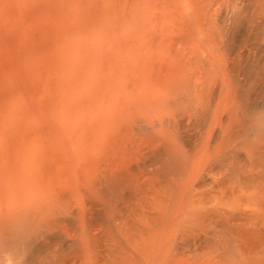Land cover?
I'll return each mask as SVG.
<instances>
[{"label":"bare ground","instance_id":"6f19581e","mask_svg":"<svg viewBox=\"0 0 264 264\" xmlns=\"http://www.w3.org/2000/svg\"><path fill=\"white\" fill-rule=\"evenodd\" d=\"M24 1L0 0V85L6 83L7 75L12 76L9 73L14 66L24 65L25 56L31 64H38L41 58L42 62L48 60L50 56L45 54V49L50 47L43 41L46 34L42 32V38L40 31L36 32L39 27L47 29V32L51 29L47 41L44 39L49 46L63 44L65 52L60 46L57 49L63 56L59 54L61 52H54L57 51L54 46L53 51L50 50L62 56L64 61L66 50L71 49L72 53L80 44L83 46L90 33L89 36L98 40L92 44L99 47L106 42L110 46L108 54L112 51L111 55L102 54L107 60L112 56L108 60L112 61L110 64L104 63L106 59L98 54L101 50H95L94 44L92 47L88 42L90 49L92 47V51H96L94 53L101 55V59L96 57L98 62L94 63L97 65L91 63L93 68L90 65L87 68L94 69L91 76L97 75L91 80L100 78V82L104 77L106 95L103 88L100 90L106 98L99 93L97 96L105 98L103 104L107 102L105 108L108 105L106 109L109 111L104 110L108 112L106 114L100 111L104 115L99 116L104 119L100 117L95 124H88L91 117L94 120L92 114L101 110L97 109L98 105H93L92 98L87 97L94 91L85 95L92 102L88 101L92 110L96 107L93 111L89 108L92 114H85L82 108L86 106L83 104L80 108V102L84 100L81 103H86L87 99L79 101L78 97L76 108L70 109L67 104L65 107L70 110H76L79 105L82 115L76 113V116H81V120L84 116L83 121L87 119V123L78 119L83 122L78 128L76 125L81 122H72L75 116L71 117L74 119L64 116V119H71V126L78 128H71L77 131L75 136L65 133L68 131L65 130L66 125L61 126L65 131L61 129L67 138L64 133L60 134L62 138L59 137L60 132L55 134L60 128L54 129L52 139L61 138V142L63 138V141L75 138V146L68 150L69 143L73 145L71 141L68 145L65 142L60 147H64L63 151L57 152L52 145L49 149L46 143L49 137H41V143L45 141L48 150L43 147L44 152L41 153L40 147L35 145L38 148L35 152L28 143L22 146L25 140L30 139H23L24 134H30L26 135L25 131H20L23 136L16 133L18 141L24 140L21 146L15 145L20 147L16 148L19 150L11 145L18 142L14 139L17 135L11 137L14 142H6L10 146L9 149L6 145L9 149L6 154L7 149L0 144L5 155L0 154V158H4L0 164V264H264V0H36V6L33 9L31 5L30 12V3L26 8ZM35 18L51 28H43L45 25L40 22L41 26L36 25L39 26L37 28L33 22L37 24ZM91 32L98 34L93 36ZM106 32L109 39H113V48L108 38V42L104 40ZM73 44L75 47L69 48ZM107 45L103 48L106 49ZM78 48L76 54L82 49ZM13 50L16 57L25 55L23 59L22 56L17 59L20 63L15 62ZM42 52L45 59L41 57ZM53 55L49 60L53 61ZM78 57L75 58L79 60L80 55ZM59 60L55 59V62ZM55 62L52 65L55 66ZM59 63L62 65V60ZM37 66L33 77L26 72L24 75L23 66L17 68L21 69L20 72L13 68L17 73L14 77L20 73L21 78L30 77L27 81L25 78L26 82L36 77L41 80L46 66L41 64L44 70L38 69L44 73L41 72L43 78H40ZM94 67L97 73L103 74L95 73ZM69 69L64 68L66 71ZM80 69L76 71L78 74L83 72ZM56 74L50 76H61ZM100 74L102 77L98 76ZM47 78L43 81L46 86L50 84V78L46 82ZM17 79H12V83ZM33 80L32 86L31 82L26 84V93L23 81V88L14 84L18 96L22 93L27 95L28 89L37 92L33 88L40 85L37 79L36 85ZM74 81L71 80L72 84L68 81L72 88ZM52 82L51 90L57 85L54 86V80ZM12 83L4 84L5 90L6 85L14 87ZM101 83L104 87V81ZM113 84L117 87L111 89ZM57 86L63 90V85L58 83ZM82 86L76 93H79V88L80 91L84 88ZM89 86L93 87V84ZM70 87L64 88V97L60 94L62 91L54 89L62 95L59 100L63 104L69 98L65 97L66 94L72 92ZM19 88L24 91L20 92ZM46 88L37 89L43 92ZM12 90L16 94L11 87V93ZM5 94L0 97H6ZM38 94H35L37 97L31 94L28 98L40 99L36 100L40 107L49 99L46 94L50 93L44 95L47 97L42 101L44 104L41 103L43 96ZM12 97L8 104L17 98ZM57 98L55 100L59 101ZM1 99L5 104L3 100L7 101V98ZM32 99L30 102L34 101ZM50 100L46 104L51 105ZM23 101H13L15 104L10 103V107L17 103L21 105V102L24 105ZM58 104L56 106L60 107ZM56 106L53 109H57ZM10 107L5 112L3 110L4 113L0 110L1 117H5V113L10 115ZM29 107L31 109L30 104ZM43 108L45 110V106ZM59 109L64 112L66 108ZM36 110L43 112L41 108ZM83 114L90 115V118ZM43 117L41 114L39 119ZM55 117V122H58ZM8 119L6 117L11 125L7 127H11L14 119L10 121L9 116ZM50 122H43L42 126L50 127ZM19 124L17 128L24 130L25 127ZM38 124L40 122L35 125ZM2 127L5 134L11 135L9 131H14V126L10 130L4 126L7 133ZM51 128H44L47 129L46 134L53 131ZM42 129L39 128L40 131ZM34 131L31 132L35 134ZM34 134L30 142L32 138L34 142L39 140V135L36 134L38 138L35 139ZM57 144L60 146L62 143ZM28 145V150L31 148L36 156H25V152L24 156L22 152L20 154L21 147ZM40 145L43 146L39 141ZM12 147L13 152H10ZM14 151L19 155L13 154ZM31 151L29 154L34 155Z\"/></svg>","mask_w":264,"mask_h":264},{"label":"rangeland","instance_id":"374dc122","mask_svg":"<svg viewBox=\"0 0 264 264\" xmlns=\"http://www.w3.org/2000/svg\"><path fill=\"white\" fill-rule=\"evenodd\" d=\"M25 1H26L25 5H26L27 3H30V4H28L29 7H30V8L28 7L29 12L32 10V8H33L34 6H36V3H37L36 0H25ZM25 1H24V2H25ZM29 1H30V2H29ZM31 1H34V3L31 2ZM34 4H35V5H34ZM31 5H32V8H31ZM25 7L27 8V5H26ZM33 9H34V8H33ZM35 9H36V8H35ZM32 12H33V11H32ZM32 12H31V13H32ZM30 16H31V14L29 13V17H30ZM31 18H33V17H31ZM35 19H36V18H35ZM37 20H38V19H36L37 24H35V21H33L35 26H36V25H40L39 22H40L41 24L43 23V22H41V21H39V20L37 21ZM43 24H44V23H43ZM43 24H42V25H43ZM44 25H45V24H44ZM32 26H33V25H32ZM40 26H41V25H40ZM45 26H46V25H45ZM45 26H43V28H45V29H46V28H48V29L51 28V27H48V26L45 27ZM33 27H34V26H33ZM36 27L38 28L39 26H36ZM39 28H42V27H39ZM39 28H38V29H39ZM38 29H37V31H36V28L34 27L33 31L35 30V31L38 32V33H39V31H40L39 34H41L42 32H43L44 35L46 34L47 36L45 35V37L43 36V34H41V36H42V38L44 37V39L47 41V39H48L47 37H49V36H48V34H49L48 32L50 31V34H51V29H49L48 32H47V29H46V30H43V29H39V30H38ZM44 31H46L47 33H45ZM16 33H17V31H16ZM93 33H95V32H91V34H93ZM103 33L105 34V32H102V35H104ZM106 33H107V32H106ZM89 34H90V33H89ZM89 34H88V37L86 38V39H88V41L85 42V44H87V45L83 44V46H81V45H82V44H80L81 42H77V43L80 44V45L78 44V45H79V48L82 47V49H80V51H81V52L84 51L83 54H82L80 51H79L78 54H76L75 51H77V48H78V47L75 48V51H74V50L72 51V53L75 52L74 54H75L76 56H75L74 54L71 53V49H68V50H66L67 53H64V55H66V56H65V61H64V60L62 59V56H63V53H62V52H63V51L65 52V50H62V49H65V48L63 47V44H60V45H59V46H60V49H61V51H62V52H61V51H58V50H57V49H59V46L55 45V46H56V47H55V46L52 45V44L49 46V43L46 42V41L43 39V41H44V43H45V46L47 45V47H48V48L50 47L51 50L53 49V46H54V50H57V51H54V52H61V53H59V54L62 55V56L60 57V55H58V53H56L57 55H55V53L52 52L53 50L51 51L50 49H48V50L45 49V50H46L45 52H47V53H45V52H44V53L47 54V55H49V56H50V57L48 56L49 58H52V56H51L52 54H54L55 57H54V55H53V57H54V58H53V61H52V59L49 60L48 57H47V58H48V60H47V59H45L46 57H45V55H44L43 52H42L41 57L43 56V59H45V60H43V62H42V61H41L42 58H41V60L38 61V64L40 63V64H39V67H40V68H39V67L37 66V65H38L37 63H32V64H31L30 62L26 61V60H28V59L26 58L25 55H24V56H25V59H26V60L24 59L25 62H24L23 60H21V64H23V62H24V65L19 64L20 61L17 60V59H18L19 57H21L23 54L20 55V54H19V53H20V52H19L20 49H18V50H19V51H18L19 53L17 52V55H20V56L16 57V55H15V54H16V53H15V50H13V53H14V55H15V58H14V55H13V58L15 59V62L19 61V63H17V64H19V66L21 65V67H22V66H23V67H28V68H27L28 71H27L26 68H23V67H22V68H21V67H16V68H15V66L13 67V64H15L14 61H13L14 63L12 62V63H13V64H12V67L15 68V72H16L17 70H18L17 72H20L21 69H22V70H24V75H25V72H26V73L29 74V75L31 74V77H33L34 75L32 76V73H33L34 70L36 69V68H35L36 66L38 67V68H37V72H38L40 69L43 68V67L40 66L41 64L44 65V66H46L47 69L44 67L45 70H46V71H44V73L46 72L45 75H44V78H45L46 75H47V76H50V75L52 74V76H54V73H55V74L58 73V75H61V76H62V78H60L61 76H60L59 78H58V76H56L57 78H56V77L53 78L52 76L48 77V78H50L51 81L49 80V83H50V84H47V83H46L47 86H48L49 88L52 87V84H51V83H53L52 80H54V82H55V83H54V86H55L56 84L58 85V83L60 84V86H61V85L64 86V87L61 88V89H63V90H60V87H58L57 85H56L57 87L55 86V88H57L56 91H58V89H59V91H62L60 94H62V93L64 92V88L67 89L68 86L70 87V82H71V80L74 81L73 78H74V79L76 78V75L78 74V73H77V72H78V71H77L78 69L82 68V69H83L82 71L87 73L88 70H91V68H90V69H88V68H89V67H92V68H93V65H94L95 63L98 62V59L96 58V57L98 56V54H101V55H102V54H105V55H107L108 52H109V50H110V49H109L110 46H109V44L107 45L106 42L104 43V44H105L104 46L106 47V45H107V48L104 49L105 47L102 46V45H103L102 43H103L104 41L102 40V43H101V42H100V41H101L100 38H99V40H100L99 42H100V43H99V42H98V43H99V44H102V45H99V47H98L97 44H94V43L97 42L98 40H96V37H92V35H90L91 38H89V37H90ZM97 34H98V33H96V35L93 34V36H97ZM107 34H108V33H107ZM107 34H106L107 37L104 36V37H105L104 40L108 42V39H109L110 36H109V34H108V35H107ZM102 35H100V36H101V39L103 38ZM100 36H99V37H100ZM108 36H109V37H108ZM40 38H41V37H40ZM107 38H108V39H107ZM83 39H85V37H84ZM86 39H85V41H86ZM89 39H91L92 41L89 40ZM97 39H98V38H97ZM40 40H41V39H40ZM93 40H94V41H93ZM109 40H110L109 42L112 43V44L110 43V44H111V48H113V47H114V46H113V39L111 38V39H109ZM48 41H49V40H48ZM88 42H89V44L91 43V45H89V46H92V45L94 44V45H93V46H95L94 49H95V50H98V51H99V49H100L101 51H99V52L97 51L98 54H97V53H94V52H96V51H92V50H94V49L92 48L93 46H92L91 49H90V47L88 46ZM92 42H94V43L92 44ZM41 43H42V40H41ZM44 43H43V44H44ZM46 43H47V44H46ZM75 45H76V44H75ZM75 45H74V44H73V45H70L69 48H71L72 46L75 47ZM78 45H77V46H78ZM96 45H97V46H96ZM17 46L20 47V45H17ZM51 46H52V47H51ZM112 46H113V47H112ZM131 46H132V45H131ZM138 46L140 47V45H138ZM19 47H18V48H19ZM57 47H58V48H57ZM74 47H73V48H74ZM84 47H85V49H84ZM86 47H87V48L89 47V48L87 49V51H86ZM96 47H97V49H96ZM100 47H101L102 49H101ZM103 47H104V48H103ZM79 48H78V50H79ZM133 48H137V49H138L137 46H136V47L133 46ZM140 48H141V47H140ZM140 48H139V49H140ZM16 49H17V47H16ZM83 49H84V50H83ZM107 49H109V50H107ZM139 49H138V50H139ZM26 50H27V44H26ZM89 50H90L91 52H90ZM132 50H133V49H132ZM138 50H137V51H138ZM16 51H17V50H16ZM48 51L51 52V53H49ZM68 51H69V52H68ZM102 51H103V52H102ZM107 51H108V52H107ZM133 51H134V50H133ZM137 51H135V52L137 53ZM77 52H78V51H77ZM85 52H87V55H86ZM90 53H91L92 56L89 55ZM93 54H94V55L96 54V55L94 56ZM111 54H112V51H111ZM111 54H108V55H111ZM72 55H74V56H72ZM79 55H80V59H79L80 61H82L83 63L89 62V64L86 63L87 65H86V64L84 65L82 62H80L78 59H76V58H79V57H78ZM83 55H84V56H83ZM101 55H100V57H101ZM24 56H22L21 59H23ZM58 56L60 57V60H59V57H58ZM67 56H68L69 58L71 57V58L74 59L75 61H76V60H78V61L74 62V60H72V59H69V60H68ZM81 56H82V60H81ZM85 56H86V57H85ZM90 56H91V58H90ZM44 57H45V58H44ZM75 57H76V58H75ZM87 57H88V58H87ZM98 57H99V56H98ZM100 57H99V58H100ZM103 57L106 59V60H104V63H105V61H106V63H108V64H110V63L112 62V61H111V62L108 61L109 58H111L112 56H111V57L108 56V60H107V58H106L104 55H102L101 58H103ZM85 58L88 59V60H85ZM92 58L97 59V60H92ZM101 58H100V59H101ZM55 59H56V60H59L60 62H61V60H62V65H65L66 67H65V66H62L61 63H59V61H58V62H55ZM66 60H68V61H66ZM70 60H72V61H70ZM83 60H85V62H84ZM22 61H23V62H22ZM47 61H48V63H47ZM49 61H51V62H49ZM95 61H97V62H95ZM107 61H108V62H107ZM27 62L29 63V65H28ZM53 62L56 63V64L54 63L55 66L52 65ZM64 62H66V63H64ZM68 62H69V63L71 62V64L74 65V66H71V64L69 65ZM73 62H74V64H73ZM94 62H95V63H94ZM57 63H59L60 65H59V64L57 65ZM63 63H64V64H63ZM76 63H77V64H76ZM78 63H79V64H78ZM81 63H82V64H81ZM91 63H92L93 65H90ZM26 65H27V66H26ZM51 65H52V66H51ZM76 65H77V66H76ZM88 65H90V66L88 67ZM95 65H97V64H95ZM95 65H94V66H95ZM16 66H17V65H16ZM53 66H54V67H53ZM69 66H70V67H69ZM75 66H76V67H80V68L77 69V68H75ZM87 67H88V68H87ZM13 68H12L13 71H11L12 73H9V74H12V76H11V75H7L6 78H5L6 83H12V82H14L12 79L16 80V79L18 78V76L20 75V73H19L18 76H15V77H14V74L17 75V73L14 72V69H13ZM17 68H21L20 71H19V69H17ZM44 68L42 69V71L44 70ZM64 68H65L66 70L69 69V68H70V69H69L68 71H66V70H64ZM71 68H72V69L74 68V69L72 70ZM84 68H85V71H84ZM94 68H95V67H94ZM16 69H17V70H16ZM38 69H39V70H38ZM76 69H77V70H76ZM86 69H88V70L86 71ZM95 69H96V68H95ZM106 69H107V68H106ZM108 69H109V68H108ZM108 69H107V70H108ZM57 70H58V71H57ZM63 70H64V71H63ZM80 70H81V69H80ZM80 70H79V71H80ZM42 71L38 72L39 75H40V78H41V77L43 78L42 74H44V73H43ZM47 71H48V72H47ZM56 71H57V72H56ZM65 71H66L67 73H64ZM72 71H73V72H72ZM76 71H77V72H76ZM104 71H105V70H104ZM13 72H14V73H13ZM22 72H23V71H22ZM22 72H21V74H23ZM41 72H42V74H41ZM50 72H51V73H50ZM53 72H54V73H53ZM60 72H62V74H64V75H62ZM68 72H69L70 75H71L72 73H73V74L75 73V74H74V75L72 74V75L70 76V75H68ZM80 72H81V71H80ZM80 72H79V74L77 75V76H80V77H79V78H76L77 81H78V79L81 80V81H79L80 83L78 84V82H77L76 79H75V81H76V82L74 81V84H75V85L73 84V88H74V89L72 88V86L69 88V89H72V92L70 91V94H72L73 92H74L75 94H72V98H70L71 96H69L70 94H69V92H68V93L66 94L65 97H69V98H66V101L64 100L65 102H67V103H65V104H63L64 102L61 103L60 100H59V98H62V97H61L62 95H63V97H64V94L60 95L59 92L54 91V89H55L54 86H53L54 89L51 90V88H50V91H52V92L54 91L53 93H54L56 96H55L53 93H51L50 91H48V92L46 91V89H48V87H47L46 85H44V82H43V81L46 80L47 76H46L45 80H44V78L41 79V80H38L39 78L36 77V79H37V84L40 85L39 87H38V86H36V87L39 88L40 91L43 90L42 88H46V87H47V88L45 89V91H46V93H50V94H46V93H45V94L48 95L49 99H48L46 96H44V95H45V94H44L45 91L40 92V91H38L39 89H37L36 87L33 88V87L36 85V84H35L36 79H35V78H32V79H34L33 81H34V84H35V85L33 84V87H31V88L36 89L37 92L40 93V95L38 94V96H41V95L43 96V97H41V103H42V101H44L46 98H47V99H46V102H49V100H50L51 98H53V99H52V102H51V100H50V102H51L52 104L55 103V106H56V104L59 103L58 105H59L60 107L56 106L58 110H57L56 108L53 109L55 106H54V105L52 106V104L50 105V104H48V103L46 104L45 101H44L45 104L42 103V104H44V105H41L40 107H39V105H36V103L38 104V101H36V100H39V101H40V99L36 98L37 95H35V94H37V92H36L35 90H34V91L32 90V92H31V89H28V90H29V93H30V94L28 93L29 95L34 94V95L36 96V97L33 96L34 98H36V99L33 98L34 101H36V102H34V101H33V102H30V100L32 99V97H31V98H28L29 95H28V94H27V95L25 94L26 91H27V88H26L27 85H26V84H28V83L30 84V82H31V85H30V86H32V79H31V81L26 82L27 80H30V77H29V76H25V77H23L24 79L21 78V76H19V79H20V78L22 79V80L20 79L21 82L23 81L24 84L26 85V86L23 85V86H24V89H26V90H25V93H22V94H20L19 96H18V93H19V92L17 91V90H18L17 88L19 87V85L22 87V84H23V83L20 82V84L18 85L19 79H17V81H15V83H17V84L14 83L16 86L18 85L17 88L15 87V85H14L13 83H12V85H14L15 88H14L13 86H11L13 89H15L17 95L15 94V92H14L13 90H12V91L14 92V94H15L16 96H14L13 92H12V93L10 92V91H11V87H9L10 85H9V86L6 85V86L10 89V90H9V93H10V94H9L8 91H7V90H8L7 87H6V90H5V85H4V84H6V83H4V84L2 83V85H0V87H1V88H0V90H1L0 94L2 93L1 95L3 96V94H5L4 92H6V94L8 93L7 96L10 97V98L8 99L7 96H6V97H5V96H4V97H0V98H2L1 100H3V98H4V99L7 98V101H6V99L3 100V101L5 102V104H4L3 102L1 103V101H0V103H1L0 106L2 105V108H0V110L2 109V112H1V113H4L6 110H8V108L10 107V105H11L12 103H13L12 105H14V104H15V103H14L15 101H16V102H20V101L25 100V102L23 101L24 105H23L22 102H21V105H23V106L18 105L19 103H17L15 106H13L12 108L10 107V109H9V111H10V115H8V116L10 117V121H11L12 119H14V117L17 116V118L14 119V122H13V120L11 121V123L13 124L11 127L14 126V127L12 128L14 131H9V132L11 133V135H9V133H7L8 130H7V131L4 130V128L7 127V126L10 124V122L7 121V120H9L7 114H6V113L4 114V115H6L5 117L3 116V114H2L3 117H1V115H0V117H1V118H0V124H2L3 127H4V126H5V127L3 128L2 125H0V126H1V127L3 128V130L7 133V134L3 133V131L1 130V127H0V131H1L0 133H1V134L3 133L2 135L0 134V138H1V141H0L1 143H0V144L2 145V147L6 150V149L8 148L7 146H9V143H6V142H7V141L10 142V141L12 140V138H14L15 135H17L16 133L19 132L18 134H20V131H25L24 133H26V135H27V133H30L31 135L28 134V136H25V134L21 132L22 136H23V134H24L23 139L26 138V139L28 140V139L30 138L29 141H27V142H26V140L24 139L26 143L24 142L23 144H25V145H22V146H27L26 144L28 143L29 145H32V148H33L32 150H34L35 145H37L38 148L40 147V149L43 148V147H44V148L46 147V150H48V146H49V149H50V148H51L50 145H52V149L55 147L54 150H57V152H61V150H62L64 147H62V148H60V147H61L63 144L65 145V142H66V144L68 145V143L71 141V140L68 141L69 139H66L68 142H67V141H63V139L65 140V138L68 137V136L65 135V133H66L67 135L69 134L70 137H71L72 135L75 136V135L77 134V131H73L74 129H76L75 127L77 126L78 128H81L80 126L83 125L82 123L85 122V121L87 120V119H86V120L84 119V121H83V117H84V116L82 117V120L80 119L81 116H80V118H79V116H78V117L76 116V113H77V115H78V113H80V112L83 111V110L80 109V108H82V104H83V107L86 106V107L82 108V109L85 110V114H87V113L92 114V112H89L90 110H92V106H91L90 103H88V101H89L90 99H87V97H88V98H89V97L92 98L91 100H93V101H92V102L94 103L93 105H95V106L98 105V106H97V109H98V107L101 109V110H97L96 113H95V115H94V113L92 114V115L94 116V117H93L94 120L91 119L92 117H91V118L89 117L90 115H89V116L87 115V116H88V119H89V118L91 119V120L89 119L90 121L87 120V121H88V124H91V123H92V125H93V123L95 124L96 121H97V122L100 121L99 118H100V117H103V116H101V115H104L103 113L101 114L100 111H101V112H105V114L108 113L107 111H109V110L106 109V108L108 107V105H106L107 107L105 108V104H106L107 102H105V103L103 104V102L106 101V100H103L104 97L101 99L102 96H105V95H106V94H105V89H104V88H106L107 86H106L105 80H103L104 77L102 78V81H104V84H105L104 87H103V85H102V83H101L102 81L99 82V80H101L100 78H98L99 80H98V79H97V80H91V79H95V77L97 76L96 74H95V75H96L95 77H94V76H91V75L94 74V73H93V72H94V69L91 70V73L88 72L87 75H86V73H83V72L80 74ZM98 72L101 73L100 71H98ZM102 72H103V71H102ZM47 73H48V74H47ZM49 73H50V75H49ZM95 73H97V69H96V72H95ZM99 73H97V74H99ZM107 73H108V71H106V74H107ZM33 74H34V73H33ZM66 74L68 75V76H66V77H68V78L65 77ZM82 74H83V76H82ZM90 74H91V75H90ZM101 74H103V73H101ZM101 74L98 75V76H99V77H102ZM35 75L37 76L38 74H35ZM39 75H38V76H39ZM56 75H57V74H56ZM85 75L87 76V78H86V77L84 78ZM9 76H10V77H9ZM104 76H105V74H104ZM11 77H13V78H11ZM16 77H17V78H16ZM28 77H29V78H28ZM51 77H52V79H51ZM64 77H65V78H64ZM89 77H92V78H90V80H89ZM93 77H94V78H93ZM9 78H11V79L9 80ZM25 78H26V81H24ZM48 78H47V81H46V82H48ZM82 79H83V80L85 79V80L83 81ZM86 79L89 80V81L85 82ZM11 80H12V81H11ZM39 81H40L41 83H42V82H43V83L40 84ZM68 81H70V82L68 83ZM82 81H83V82H82ZM2 82H3V81H2ZM25 82H26V83H25ZM66 82H67L69 85L66 84ZM84 82H85V83H84ZM92 82H93V83H92ZM76 83H77V85H76ZM81 83H82V84H81ZM86 83H88V84H87V86L85 85V87H84V84H86ZM100 83H101V84H100ZM65 84H66V85H65ZM71 84H72V82H71ZM80 84H81V86L83 85L82 87H84V88L81 89L82 94H79V93H81V91H80V88H81ZM89 84H91V85L93 84V87H92V86H89ZM95 84H96V85H95ZM108 84H109V83H108ZM41 85H42V86L44 85V87H42ZM50 85H51V86H50ZM78 85H79V86H78ZM97 85H100V86H97ZM110 85H111V84H110ZM45 86H46V87H45ZM75 86H77V87L75 88ZM94 86H96V87L94 88ZM105 86H106V87H105ZM112 86H113V87H112L111 89H113L114 86H116V85L113 84ZM21 87H20V88H21ZM78 87H80V88L78 89V90H79V93H76V92H78V91H77V88H78ZM98 87H99V88H98ZM100 87H101V90H102V88H103V90H104L103 92H104L105 95H104L103 92L100 90ZM116 87H117V86H116ZM3 88H4V89H3ZM20 88H19V89H20ZM22 88H23V87H22ZM85 88H86V89L88 88L89 90L87 89V90H84V92H83V89H85ZM90 88H91V90H90ZM92 88H94L95 90L92 89ZM2 89H3L4 91H2ZM16 89H17V90H16ZM97 89H98V90H97ZM48 90H49V89H48ZM96 90H97L98 92H97ZM21 91H22V89H20V92H21ZM23 91H24V90H23ZM23 91H22V92H23ZM89 91H91V92H89ZM93 91H94V94H96V95H94V94H91V95H90V94H89V93H93ZM99 91H100V92H99ZM17 92H18V93H17ZM41 93H42V94H41ZM57 93H58V95H60V97L57 96ZM85 93H86V94H85ZM98 93H99L100 95L102 94V96H97ZM6 94H5V95H6ZM12 94H13V97H14V98H15V97H17V98H16L15 100H11V101H9V104H8V100L11 99V97H12L11 95H12ZM83 94H84V95H83ZM87 94H89L90 96L88 95V96L86 97L85 95H87ZM1 95H0V96H1ZM22 95L25 97V99H24V97H22ZM67 95H68V96H67ZM73 95H75V96H74L75 99H76V97H77V101H78L79 99H80L79 101H81L82 98L87 99L86 103H81V102H84V100L81 101L80 104H79L81 107L78 108V107H79V105H78V107H77L76 110L73 109V108H76V106H77V104L79 103V101H78V102L76 101L77 103H75V102H74L75 99H73V98H74ZM31 96H32V95H31ZM50 96H51V97H50ZM53 96H55V98L58 97L57 100H59V101H56L55 98H54ZM81 96H82V97H81ZM83 96H84V97H83ZM91 96H92V97H91ZM93 96L95 97V99H93ZM13 97H12V99H13ZM18 97H19L21 100L19 99V101H18V100H17ZM21 97H22V98H21ZM45 97H46V98H45ZM78 97H79V99H78ZM85 97H86V98H85ZM96 97H99V98L97 99ZM39 98H40V97H39ZM44 98H45V99H44ZM105 98H106V96H105ZM105 98H104V99H105ZM22 99H23V100H22ZM26 99H27V100H26ZM33 99H32V100H33ZM43 99H44V100H43ZM68 99H69V100H68ZM72 99H73V100H72ZM47 100H48V101H47ZM91 100H90L89 102H91ZM94 100H96V102H95ZM99 100H102V103H101V101H99ZM13 101H14V102H13ZM26 101L30 104L31 109H30V107H29V104L27 105V102H26ZM53 101H54V102H53ZM55 101H56V102H55ZM69 101H70V103H69ZM73 102H74V103H73ZM92 102H91V103H92ZM10 103H11V104H10ZM60 103H61V104H60ZM72 103H73L74 105H72ZM95 103H96V104H95ZM99 103H100V104H99ZM6 104H8L9 106H7ZM39 104H40V102H39ZM67 104H68V107H70V109H71V107L75 106V104H76V106L73 107L72 110H70L69 108L65 107V106H67ZM88 104H89V105H88ZM5 105H6V106H5ZM12 105H11V106H12ZM32 105H33V106L35 105V106L33 107ZM87 105H88V106H87ZM4 106H5V107H4ZM19 106H20V108H19ZM42 106H43V107L45 106V110H46L47 108H48V110L45 111L44 108H43ZM46 106H47V108H46ZM51 106H52V107H51ZM89 106H91V107H89ZM7 107H8V108H7ZM15 107H17V108L14 110ZM22 107H24L25 110H24ZM37 107H38V108H37ZM49 107H51V108L49 109ZM87 107H88V108H87ZM93 107H94V106H93ZM3 108H5V109H3ZM26 108H27V110H26ZM33 108H35V109H33ZM40 108L43 109V112H41V113H39V112L36 110V109H40ZM59 108H61V109H62V108H66V109H64V112L62 111L63 113H65V110H67V109H69V111H66V114H63V115H62V112H61V110H60ZM85 108H86V109H85ZM89 108H90V110H89ZM95 108H96V107H95ZM95 108H93V110H96ZM108 108H109V107H108ZM21 109H22V110H21ZM78 109H80L81 111L78 110ZM102 109H103V111H102ZM3 110H4V112H3ZM11 110H12V113H11ZM13 110H14V111H13ZM17 110H18V111H17ZM31 110H33V111H31ZM34 110H35V111H34ZM49 110L51 111V113L49 112ZM55 110H56V111H55ZM73 110H75V111L73 112ZM77 110H78L79 112H77ZM93 110H92V111H93ZM104 110H107V111H104ZM9 111H8V112H9ZM27 111H28V113H26ZM36 111L38 112V114H37ZM44 111H45V112H44ZM70 111H72V112H71L72 114H73V113H75V114H74V115H70V114H71ZM98 111H99V112H98ZM29 112H30V113H29ZM48 112H49V114H48ZM60 112H61V114H60ZM86 112H87V113H86ZM94 112H95V111H94ZM1 113H0V114H1ZM21 113H23V114H21ZM58 113H59V114H58ZM68 113H69V114H68ZM83 113H84V112H83ZM13 114H14V116H13ZM28 114H29V115H28ZM34 114H36V115H34ZM41 114H42V117H43V115H44V117H45V116H48V117H46V119L48 118L49 120H51L52 123L50 122V124H51L50 127H49V126H44V125H43L44 127L42 126V123H43V122H44L45 124H47V122H48L49 120H48V119L46 120L44 117H43V119L40 120L39 118L41 117ZM51 114H52V115H51ZM85 114H83V115H85ZM97 114H98V116H97ZM99 114H101V115L99 116ZM11 115H12V116H11ZM22 115H23V116H22ZM26 115H27V116H26ZM32 115H33V116H32ZM53 115H54V117H55L56 115H58V117L56 116L55 118H57L58 122H60V120H62V122L58 123V122L56 121V122H57V123H56V122H55L56 119H54ZM80 115H82V113H80ZM29 116H31L32 119H30L31 117H29ZM35 116H38V118H36ZM64 116H68V117H70V118L73 117V116H75V117H74V118H75V121H72V122H75V124H76V120H78V119H80V120L83 121V122H81V121L78 120V123H79V122H81V123H80L79 125L77 124V125L74 127V126H71V125H72V124H71L72 122L69 123V122L71 121V119H74V118H71V119L69 118V120H68V118L65 117V119H66V120H65V119H64ZM87 116L85 115L86 118H87ZM6 117H7V120H6ZM11 117H12V118H11ZM25 117H26V118L29 117L28 119H30L32 122H30V120L26 119ZM33 117H34V118H33ZM49 117H52V118L50 119ZM96 117H98V118H96ZM24 118H25V119H24ZM60 118H61V119H60ZM95 118H96V120H95ZM2 119H3V120H2ZM16 119H17V120H16ZM21 119H22V120H21ZM23 119H24V123H25V121H26L25 124L23 123ZM35 119H37V121H34ZM38 119H39V120H38ZM44 119H45L46 121H44ZM52 119H54V121H53ZM59 119H60V120H59ZM101 119H104V117L101 118ZM1 120H2V121H1ZM4 121L6 122V124L4 123ZM17 121H18V122H17ZM20 121H21L22 123H21ZM42 121H43V122H42ZM64 121H65V122H64ZM87 121H86L85 123H87ZM92 121H93V122H92ZM94 121H95V122H94ZM16 122H17V124H16ZM39 122H40L41 125L38 124V125L36 126L35 124H37V123H39ZM90 122H91V123H90ZM19 123H20L21 125H20ZM44 123H43V124H44ZM55 123H56V124H55ZM85 123H84V124H85ZM4 124H5V125H4ZM18 124H19V126H21V127H25V128L27 127L26 130H27L28 132H26L25 128H24V130H22V128L20 129V127L17 128V125H18ZM26 124H27V126H25ZM48 124H49V123H48ZM52 124H53V125H52ZM75 124H74V125H75ZM10 125H11V124H10ZM22 125H24V126H22ZM28 125H29V126H28ZM33 125H34L35 129L38 130L37 132L34 131L35 129H34ZM39 125H40L41 127H40ZM55 125H56L57 127L53 128V126H55ZM64 125H66L67 128H65V127L62 128V127H61V126H64ZM67 125H68V126L70 125V127H68ZM51 126H52V128H51ZM85 126H86V124H85ZM90 126H91V125H90ZM11 127H7V128H5V129H8V128H9V130H10ZM32 127H33V128H32ZM36 127H37V128H36ZM87 127H88V126H87ZM14 128H15V129H14ZM28 128H29V129H28ZM39 128H41V129L43 128L42 130H43L45 133H44L42 130L40 131ZM44 128H47V129H50V128H51V130H53V131L48 130V131H51V133H50V132H49V133L47 132L48 134H46V130H47V129L45 130ZM59 128H60V129L62 128L63 130H64V128H65V130L68 129V131L66 130L65 133H64L65 130L63 131L62 129H61L60 131H59V130L56 131V130L59 129ZM71 128H72L73 130H71ZM78 128H77V129H78ZM84 128H86V127H84ZM17 129H18V130H17ZM19 129H20V130H19ZM31 129H32V130H31ZM54 129H56L55 131H56L57 133L54 131ZM69 129H70L72 132L69 131ZM77 129H76V130H77ZM86 129H87V128H86ZM86 129H85V130L83 129V130L86 131ZM15 130H17V132H16ZM29 130L34 131V132H36V133L34 134V133L31 132V131L29 132ZM80 130H81V129H79V131H80ZM61 131H62V132H61ZM79 131H78V134H79ZM54 132H55L56 135H57L59 132H60L59 135H60L61 133H64L63 136L65 135V136H64L65 138H63L61 142H60V140H61V138H62L61 135L59 136V137H61L60 140L57 138L58 136H57V137L55 136V138H57V140H55L54 137H53V139H52V136H53V133H54ZM74 132H75L76 134H75ZM80 132L82 133V130H81ZM86 132H87V131H86ZM12 133H13V134H12ZM40 133H41V134H40ZM73 133H74V134H73ZM4 134H5V135H4ZM21 134H20V135H21ZM32 134H34V135L38 134L39 137H40L39 140H37V141L34 142V141H33V138H32V141L30 142L31 137H33ZM71 134H72V135H71ZM6 135H7V137L10 136V139L7 138ZM38 135H36V137L34 136L35 139L38 138V137H37ZM40 135H43V136H40ZM48 135H49V136H48ZM1 136H2V137H1ZM12 136H14V137H12ZM74 136H73V138H74ZM4 137H6L7 140H6V138H4ZM11 137H12V138H11ZM17 137H18V135H17L16 138H14V139L17 140ZM20 137H21V136H19V138H20ZM41 137H43V139H44L45 137H49V138H51V139L48 138L49 141H48V140L46 141V143H48V146H46L47 144H45V141H42V143H41ZM19 138H18V139H19ZM14 139L12 140V142L15 141ZM23 139H22V141H21V139L19 140L20 143H19V141L17 140V141H18L17 143H16V142H15L14 144L11 143V145H12V146L14 145L13 147L16 149L18 146L15 147V145H19V146H21V144H22L21 142L24 141ZM43 139H42V140H43ZM71 139H72V138H71ZM54 140H55V141H54ZM39 141H40V144H42V145L45 144V146H44V145H43V146H41V145L38 146V145H39ZM53 141H54V142H53ZM73 141L75 142V138H74V140L71 141L72 144L74 143ZM29 142H30V143H33V144H30ZM43 142H44V143H43ZM58 142H59V143H62V144H60V146L57 144V145L59 146V147L57 148V147H56V146H57L56 143H58ZM5 143H6V144H5ZM49 143H51V144H49ZM4 144H5V145H4ZM74 144H75V143H74ZM74 144L71 145V144L69 143V147H67V150H68V148H70L71 146H72V147L75 146ZM1 145H0V146H1ZM6 145H7V146H6ZM29 145H28V147H26V148L24 147V148L26 149V151H27L28 154L26 153V151H25L24 148H22V147H21V151H19L20 154H21V152H22V155H23V153L25 152V153L27 154V155H26V154L24 153L25 156H29V155H30V156H36L35 153H33V151H31V148H30V150H28V148L30 147ZM33 145H34V147H33ZM54 145H55V146H54ZM2 147H0V148H2ZM13 147H12V149L10 150V152L14 149ZM37 147L35 148V152H36L37 149H38ZM3 148L0 149V151H2V152H0V154L4 153V152H3V151H4ZM18 148L20 149V147H18ZM44 148H43V149H44ZM74 148H75V147H74ZM9 149H10V146H9ZM9 149H7L6 152H5L4 154H6L7 151H8ZM19 149H16V150H19ZM43 149L40 150L41 153L44 152ZM23 150H24V151H23ZM50 150H51V149H50ZM29 151H31V153H33L34 155L29 154ZM40 151L38 150L39 153L37 152V155L41 154ZM62 151H63V150H62ZM71 151H73V150H71ZM12 152H13V151H12ZM15 152H17V151H14L13 154H17V155H19V152H17V153H15ZM55 152H56V151H55ZM57 152H56V153H57ZM4 154H2V155L5 157ZM24 155H23V156H24ZM3 156H2V157H3ZM2 157H1V158H2ZM1 158H0V164H1V161H3V159H4V158H2V159H1Z\"/></svg>","mask_w":264,"mask_h":264}]
</instances>
